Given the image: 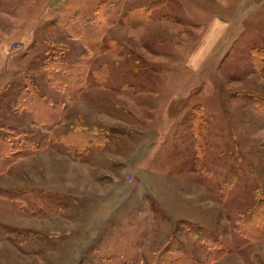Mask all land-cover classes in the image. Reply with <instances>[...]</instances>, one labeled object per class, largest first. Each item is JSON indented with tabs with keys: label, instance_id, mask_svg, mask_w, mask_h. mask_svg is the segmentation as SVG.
<instances>
[{
	"label": "rangeland",
	"instance_id": "1",
	"mask_svg": "<svg viewBox=\"0 0 264 264\" xmlns=\"http://www.w3.org/2000/svg\"><path fill=\"white\" fill-rule=\"evenodd\" d=\"M262 49L264 0H0V134L40 146L0 172V264H264ZM83 56L71 100L45 65Z\"/></svg>",
	"mask_w": 264,
	"mask_h": 264
},
{
	"label": "trees",
	"instance_id": "2",
	"mask_svg": "<svg viewBox=\"0 0 264 264\" xmlns=\"http://www.w3.org/2000/svg\"><path fill=\"white\" fill-rule=\"evenodd\" d=\"M87 21L88 20L86 19V15H84L81 11H78L77 13H75V16L69 18L66 24L69 27L72 36L74 34L75 36L86 37V28L87 31L90 28H94V24H90ZM95 29L99 30L98 24L95 26ZM88 45L91 47V49L96 50L99 46V39L89 40ZM259 51L261 53H264V49ZM84 53L86 54L87 52ZM86 58L87 57L81 58L80 60H74V62L66 61L64 58H62L61 60L56 59L51 62H48L45 65V70L47 72V76L49 77L50 82L58 89L63 90L67 95V97L71 100L80 97L81 93L86 88V84H85L87 81L86 75L89 66V62H87ZM98 77L102 78L101 76ZM32 85H33L32 91L34 92L29 91L27 85V89H28L26 91L27 97H24L26 102L25 105H28L29 108L31 109L33 116H35L33 118H36L37 121H40L42 123H43L42 119L45 118L43 116L45 115L52 116L53 112H55L56 118L55 117L51 118L49 121V125L52 126L53 123L56 125L59 121H61L64 118V115L66 114V110L68 109L67 108L68 105L66 103H61V102H57L54 104L51 103L50 100L48 101V99H45L43 95H40L39 91L35 90L36 87L34 86L33 82ZM9 144L10 143H8V139H5V137L0 134V172L6 170L7 167L10 164L17 161L19 157H23V156L25 157L26 155L33 154L36 151L37 147L38 149L40 148V146L35 145L32 142H29L26 143L27 145L25 146H20V145L14 146L15 149L10 152L11 145ZM8 151L10 152L9 154H7ZM2 193L3 194L7 193V191ZM8 193L7 195L9 198L11 197L14 199H19L20 201L26 202L28 205H32L33 207L37 206L36 203H38V205L43 204L41 205L42 208H45L43 206H49L51 207V209L63 207V203L60 201V197L58 198L57 196H54V194L56 193L47 190L17 191V190L9 189ZM258 227L260 229H263L264 225L259 224Z\"/></svg>",
	"mask_w": 264,
	"mask_h": 264
}]
</instances>
